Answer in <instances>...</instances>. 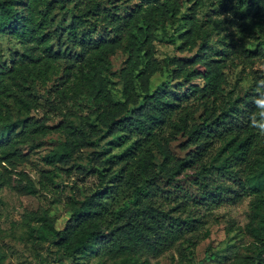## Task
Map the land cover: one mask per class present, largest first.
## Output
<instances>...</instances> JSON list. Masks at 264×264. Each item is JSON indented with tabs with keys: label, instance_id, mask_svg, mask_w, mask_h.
Returning <instances> with one entry per match:
<instances>
[{
	"label": "trees",
	"instance_id": "obj_1",
	"mask_svg": "<svg viewBox=\"0 0 264 264\" xmlns=\"http://www.w3.org/2000/svg\"><path fill=\"white\" fill-rule=\"evenodd\" d=\"M114 1L118 0L107 6L101 0H0L3 169L16 165L20 135L27 140L31 137L27 133L44 129L42 123L32 120L18 126L8 117V106L20 102L25 109L38 107L34 88L59 72L62 53L53 49L47 31L50 15L56 10L70 12L72 20L58 24L54 35L60 38L67 33L80 51L74 59L68 58L66 76L70 80L78 76L81 87L92 97L95 126L99 125L103 135L115 136V145L130 142L119 154L103 157L106 152H91L90 170L80 173L97 175L96 191L83 198L56 197L45 209L38 239H51L54 251L72 257L91 250L99 258L97 264H106L107 258L113 259L112 264H152L150 258L171 250L185 229H201L195 224L202 222L198 216L183 217L189 196L181 182L186 180L205 189L200 199L211 207L208 210L252 197L246 230L256 256H245L232 264H264V136L249 123L257 88L235 98L226 95V60L211 54L212 37L232 18L238 24V52L245 57L259 52L264 38L255 50L246 47V40L249 33L264 34V0H212L216 11L226 13L229 20H210L197 27L187 22L189 30L180 34L182 45L177 49L198 48L191 59H166V64L174 66L172 77L177 86L163 83L154 91H150V80L162 64L150 54L151 37L177 16L186 0H138L137 7L124 17L114 10ZM2 37L13 38L22 47L9 64L1 60ZM226 43L230 44L222 36L220 45L225 53L232 51ZM118 49L129 54L121 72L122 100L115 99L102 76L109 67V55ZM60 93L65 98L67 87ZM20 125L22 130L17 132ZM93 135L91 129H70L46 161L68 163ZM180 136L186 137L182 147L187 153L177 157L168 146ZM157 149L163 155L160 162L156 161ZM36 193L34 186L26 190V194ZM59 207L67 211L62 223Z\"/></svg>",
	"mask_w": 264,
	"mask_h": 264
},
{
	"label": "rangeland",
	"instance_id": "obj_2",
	"mask_svg": "<svg viewBox=\"0 0 264 264\" xmlns=\"http://www.w3.org/2000/svg\"><path fill=\"white\" fill-rule=\"evenodd\" d=\"M101 1L107 6L112 2ZM212 2L214 1L186 0L177 16L168 19L164 27L154 31L150 54L162 64V69L151 77L150 91L161 89L163 83L175 85L176 80L172 77L174 66L166 64V59L174 56L191 59L194 56L198 45L191 51L177 49L182 45L180 34L189 30L187 22L197 27L210 20L213 23L223 18L229 20L226 13L216 11ZM112 4L117 8L114 10L119 12V16L124 17L137 7L138 0H118ZM71 20L72 14L67 11L56 10L50 15L51 23L47 25L50 41L53 49L60 51L63 58L59 61V72L52 75V79L46 84H37L34 88L39 106L25 109L20 102H12L8 106V117L18 126L24 120H32L42 123L44 129L39 133H27L31 136L27 140H23L24 137L20 135L16 165L8 171L0 165V264H97L99 260L91 250L76 257L63 255L49 245L51 239L41 241L37 237L46 217L45 209L51 206L56 197L83 198L96 191L97 175L85 176L80 173L82 169L90 170L91 152H106L103 155L106 157L121 153L130 144L126 142L115 145V142H118L115 141V136L103 135L99 125L95 126L96 113L92 97L81 87L78 76L74 75L70 80L64 72V68L68 66V58L74 59L80 51L67 38V33H62L59 38L54 35L53 29L58 24H69ZM236 20L230 19L221 32L211 39V54L215 58L226 60L224 93L232 98L242 95L248 89L257 88V82L264 80V45L256 55L242 56L238 52L239 46L235 43L239 33ZM59 31L61 32L62 28H59ZM222 36H226V41L230 43H226V46L232 51H223L224 47L220 45ZM263 38L264 34L259 31L249 33L246 47L255 50L257 43ZM1 42V60L9 64L11 56L17 52L21 53L22 47L17 40L10 37H2ZM128 57L129 54L124 50H116L114 54L109 55V67L102 73L108 90L116 100H122L121 72ZM65 87L67 95L64 98L60 91ZM78 128L91 129L94 132L88 139V145L68 163H48L46 156L66 140L70 129ZM21 130L20 125L17 132ZM100 135L102 136L99 138ZM185 140L186 137L180 136L170 143L168 149L177 157L184 156L187 153L182 147ZM155 155L157 162L163 159L159 149ZM32 186L37 190L36 195L26 194V190ZM181 186L189 196L185 201L188 209L183 217L198 216L202 222L195 224L201 225V229H185L171 250L159 257L150 258L152 264H232L239 258L256 256V248L246 230L251 215V196H246L235 204L222 203L208 210L211 207L200 199L204 188L186 180L181 182ZM58 214L59 223H62L67 211L59 207ZM58 227H61V224ZM112 263L113 259L107 258L106 264Z\"/></svg>",
	"mask_w": 264,
	"mask_h": 264
},
{
	"label": "clouds",
	"instance_id": "obj_3",
	"mask_svg": "<svg viewBox=\"0 0 264 264\" xmlns=\"http://www.w3.org/2000/svg\"><path fill=\"white\" fill-rule=\"evenodd\" d=\"M264 80L257 82V95L253 99L255 112L249 116L250 126L257 129L261 136H264Z\"/></svg>",
	"mask_w": 264,
	"mask_h": 264
}]
</instances>
